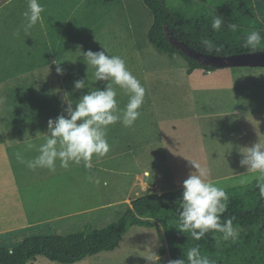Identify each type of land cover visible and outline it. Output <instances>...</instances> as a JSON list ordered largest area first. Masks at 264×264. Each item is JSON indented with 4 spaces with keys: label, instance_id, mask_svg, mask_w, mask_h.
<instances>
[{
    "label": "rangeland",
    "instance_id": "obj_1",
    "mask_svg": "<svg viewBox=\"0 0 264 264\" xmlns=\"http://www.w3.org/2000/svg\"><path fill=\"white\" fill-rule=\"evenodd\" d=\"M9 1L0 0V231L13 229L0 235V246L13 248L34 235L105 227L143 194L175 191L182 199L183 181L194 170L188 159L207 167L208 178L228 195L257 181L245 174L239 149L264 140L263 68L202 69L189 77L183 58L170 57L150 43L153 17L142 0H39L46 35L39 25L24 32L28 0ZM166 1L172 9L188 4ZM132 39L144 49L147 65L159 63L162 73L144 75L141 65L122 57L145 86L146 96L132 127L121 122L108 127L109 153L94 158L91 170L74 164L64 169L57 161L55 172L33 171L20 163L18 151L25 160L37 155L35 150L25 152L23 142H43L48 120L63 112L64 93L71 92L77 100L89 91L74 90L76 80L87 83V71L89 79L94 71L78 50L95 52L104 46L129 52ZM53 61L60 62L63 74ZM174 62L176 68L169 69ZM105 85L99 81L93 87ZM117 92L123 109L129 96L123 89ZM88 176L99 183L89 182ZM163 245L167 252L161 256ZM170 260L168 242L156 227L133 226L119 248L73 264ZM28 264L59 263L39 257Z\"/></svg>",
    "mask_w": 264,
    "mask_h": 264
},
{
    "label": "trees",
    "instance_id": "obj_2",
    "mask_svg": "<svg viewBox=\"0 0 264 264\" xmlns=\"http://www.w3.org/2000/svg\"><path fill=\"white\" fill-rule=\"evenodd\" d=\"M97 1L113 4L118 0ZM142 1L153 17L148 31L150 43L166 55L183 58L188 74L200 69L212 72L215 68L199 63L183 52L175 41L208 55L264 51V0H187V6L176 9H172L166 0ZM216 15L225 21L219 31L212 29ZM229 22L238 25L236 31L228 28ZM254 30H258L262 37L257 50L244 47L245 36ZM204 39L211 41V51L202 43ZM256 184L257 181L229 195L227 211L221 217L222 222L234 218V227H239L240 235L235 243L223 241L219 232L210 231L199 241L191 238L190 233L181 232L177 228L181 199L175 191H164L135 198L115 221L105 227L67 234L34 235L13 248L0 246V264H28L39 257L59 264H73L119 248L133 226L156 227L162 239L165 237L168 242L172 260H186L187 251L199 245L201 254L215 260L216 264H264V198L260 197ZM159 223L164 226V234ZM166 252L167 246L163 245L161 256Z\"/></svg>",
    "mask_w": 264,
    "mask_h": 264
},
{
    "label": "clouds",
    "instance_id": "obj_3",
    "mask_svg": "<svg viewBox=\"0 0 264 264\" xmlns=\"http://www.w3.org/2000/svg\"><path fill=\"white\" fill-rule=\"evenodd\" d=\"M44 11L39 0H28L27 10L23 13V30L26 34L39 25L46 35V23L42 15ZM224 23V18L216 15L212 21V29L219 31ZM227 26L232 31L238 28V25L232 22ZM261 41L260 32L251 31L245 36L244 47L257 50ZM202 43L208 51L212 50L211 41L204 39ZM216 50L219 51V48ZM78 51L88 69L92 68L94 71L91 79L87 71V83L85 79L76 80L74 90L88 88L89 91L77 100L71 98V92H65L61 98L63 112L48 120L43 142L37 146L27 138L24 140V151L35 150L37 155L31 160H25L23 152L18 151L16 158L30 170L39 168L55 172L57 161L64 169L74 164L91 170L94 167V158H102L110 151L107 140L108 127L117 122H121L125 127H132L141 115L140 109L145 102L146 88L127 67L125 59L119 55H111L104 46L103 50L95 52H85L82 49ZM53 63L58 65L57 73L63 74V69L59 67L60 62ZM99 81L107 82L103 89L93 87ZM117 88L123 89L129 96L123 109L119 107ZM36 139H39L38 132ZM239 152L243 157L240 164L247 168L245 174L256 176L259 195L264 198V140L260 138L250 147H241ZM188 160L194 170L183 181L177 228L183 233H190L191 238L197 241L213 231L221 233L223 241L230 240L235 243L239 239L240 229L238 226L234 227V218L221 221L228 208L229 195L208 178L210 170L207 167L195 160ZM87 179L89 182L99 183L92 176ZM240 182L246 181L241 179ZM163 228L161 225V230ZM186 258L170 260L168 264H216L215 260L201 254L199 245L191 247L186 253Z\"/></svg>",
    "mask_w": 264,
    "mask_h": 264
},
{
    "label": "water",
    "instance_id": "obj_4",
    "mask_svg": "<svg viewBox=\"0 0 264 264\" xmlns=\"http://www.w3.org/2000/svg\"><path fill=\"white\" fill-rule=\"evenodd\" d=\"M175 44L186 54L196 59L203 65L212 66L214 68L225 67H262L264 68V51L258 50L254 52L233 54V55H208L197 52L181 43Z\"/></svg>",
    "mask_w": 264,
    "mask_h": 264
},
{
    "label": "crops",
    "instance_id": "obj_5",
    "mask_svg": "<svg viewBox=\"0 0 264 264\" xmlns=\"http://www.w3.org/2000/svg\"><path fill=\"white\" fill-rule=\"evenodd\" d=\"M12 1V0H11ZM11 1H9V4L11 3ZM147 36H148V34H147ZM129 44L130 45H133V47L134 48H132V49H129V52H125V51H128V49L127 48H125V47H123V48H121V49H114V50H109L108 49V51H109V53L111 54V55H119V56H121V57H131V63H138L139 65H141V68H140V70L142 69V72H143V74L144 75H151V74H153V73H155V75H159L160 74V72L162 73V70H161V68L160 69H158V65H159V63H158V65L156 66V65H147V63H146V61H145V52H144V49L143 48H140L139 47V44H138V41H136V40H131L130 42H129ZM125 49H127V50H125ZM97 51V50H96ZM169 56V55H168ZM171 57V56H170ZM176 57V56H175ZM126 61V60H125ZM154 66V67H153ZM172 67H175L176 68V63L174 62V64L169 68V69H171ZM225 68H235V67H225ZM252 68H262V67H252ZM217 69H223V68H217ZM264 69V68H263ZM200 70H202V69H200ZM196 71H199V70H196ZM195 71V72H196ZM213 72V71H212ZM186 74L190 77V76H192L194 73H192V74H188L187 73V70H186ZM158 78H160V76H157ZM155 78H156V76H155ZM66 83H69V78H68V80H66ZM102 83L103 84H106L107 82H105V81H102ZM33 223V222H32ZM31 223V224H32ZM22 227V226H21ZM16 228H18V227H16ZM11 229H13V228H9V229H6L5 231H0V235H3V233H7L8 232V230H11ZM15 229V228H14ZM9 233V232H8Z\"/></svg>",
    "mask_w": 264,
    "mask_h": 264
}]
</instances>
